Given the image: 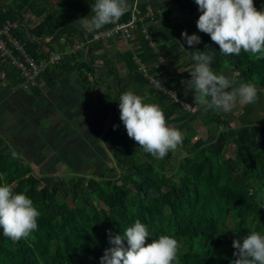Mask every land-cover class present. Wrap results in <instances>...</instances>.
Here are the masks:
<instances>
[{
  "label": "trees",
  "instance_id": "1",
  "mask_svg": "<svg viewBox=\"0 0 264 264\" xmlns=\"http://www.w3.org/2000/svg\"><path fill=\"white\" fill-rule=\"evenodd\" d=\"M140 1L143 11L146 6L153 11V17H146L143 23L149 25L171 71L155 66L157 54L149 47L138 23L130 39L131 47L120 52L125 70L122 73L109 57L104 60L108 44L119 42L107 40L91 42L87 52L85 47L64 56L39 77L50 87L59 73H74L86 94L97 96L96 111L109 112L100 139L113 163L111 176L75 173L73 177L61 175L45 181L34 175L30 164L13 154L0 133V184H9L14 192L26 194L41 213L38 229L27 238L14 241L0 229V264H100L104 250L111 247L109 230L112 235L122 234L136 220L149 229L147 243L162 235L178 241L179 264H232L234 239L242 243L252 231L264 234V125L245 119L247 108L238 115H224L223 111L211 114L207 122L219 127L211 141L186 130L182 145L189 143L190 148L178 159L169 151L159 160L128 137L119 110L122 93L131 91L143 100L147 94L145 103L158 105L166 124L183 130L206 107L186 120L192 110L162 102L159 97L163 94L138 73L133 56L170 88L176 87V94L194 109L200 104L182 81L191 78L197 63L192 59L195 52L213 54L212 70L233 80L236 86L252 83L264 87V59H255L243 50L239 55H223L210 36L198 30L196 21L201 13L195 0ZM253 2L258 10L264 9V0ZM93 3L94 0H0V26L6 21L14 22L12 35L29 55L42 58L44 50L65 51L75 36L84 40L85 34H90L82 21H91ZM160 3L171 7L160 8ZM26 11L30 16L44 17L28 26ZM129 14L130 10L120 21ZM56 30V36L46 41ZM183 31L197 32L201 42L189 47L183 37L179 39ZM98 51L102 52L97 54ZM0 71L5 74L4 88L19 87L18 69L0 58ZM2 82L0 77V86ZM29 90L36 97L41 95L36 86ZM233 120H238L239 125L232 126ZM241 130L245 133L241 134Z\"/></svg>",
  "mask_w": 264,
  "mask_h": 264
},
{
  "label": "clouds",
  "instance_id": "2",
  "mask_svg": "<svg viewBox=\"0 0 264 264\" xmlns=\"http://www.w3.org/2000/svg\"><path fill=\"white\" fill-rule=\"evenodd\" d=\"M195 3L201 13L196 21L198 30L208 34L223 55H239L243 50L255 59H264V9L258 10L253 0H195ZM129 10L128 0H94V16L88 22V31L117 24ZM181 35L189 47L201 42L195 33L189 35L183 31ZM192 59L197 63L190 73L191 79L182 83L192 90L197 104L227 113L237 103L247 105L258 101L256 85L236 86L233 80L212 70L213 54L197 51ZM229 88L233 91H228ZM119 110L128 137L155 159H163L169 151L182 146V132L166 124L158 105L146 104L141 96L128 91L119 97ZM40 215L26 194L14 192L9 184H0V229L6 237L14 241L27 238L38 229ZM148 237L149 229L140 220L122 234L112 235L109 230L111 247L104 250L100 264H179L175 238L162 235L147 243ZM233 248L232 264H264V234L252 231L242 243L234 239Z\"/></svg>",
  "mask_w": 264,
  "mask_h": 264
},
{
  "label": "rangeland",
  "instance_id": "3",
  "mask_svg": "<svg viewBox=\"0 0 264 264\" xmlns=\"http://www.w3.org/2000/svg\"><path fill=\"white\" fill-rule=\"evenodd\" d=\"M160 8H170V4L160 3ZM25 23L28 26H33L40 19L44 17V15L39 18L30 16L29 12H24ZM92 31H90L91 33ZM197 32H189V35ZM50 39V38H49ZM179 39L182 40V36H179ZM78 40L75 36L74 41ZM48 41V38L46 39ZM126 47L124 43L120 42H111L107 46L108 53L105 55L104 60H107L109 57L114 65L121 70V73L124 71L123 60L120 56V52ZM102 52V51H101ZM100 74V73H99ZM98 76V75H97ZM100 76V75H99ZM102 79V78H101ZM4 86H0V133L3 135L8 145L12 144L15 139L12 135L18 136L19 146L28 151V157L26 158L28 164L31 165L34 175L42 177L45 181H52L53 177L67 175L71 176L77 174H83L86 177L89 176H99V172L105 173V176H111L112 171L110 167L113 165L110 157V153L106 150L102 149L104 146L100 147L98 138L95 139L96 131L89 130L87 127H93L90 123H77V116H72L71 111L68 110L67 105H63L61 108L54 109V104L43 101L39 98H33L32 101H28L27 105L25 101H19L23 105L21 108L10 109L5 106L7 105L5 102L9 104V101L2 99V93L4 92ZM172 88V87H171ZM176 91V87L172 88ZM26 92L25 90H22ZM229 91H233L232 88ZM29 92V91H28ZM193 95L192 91H189ZM147 94L145 95V99L143 102H147ZM258 101L254 104L242 105L237 103V106L230 111L229 113L233 115H238L244 109H248L247 114L245 115V119H249L257 125H264V92L258 91ZM160 100L162 102H169V98L166 95H161ZM149 99V98H148ZM68 104V101H67ZM27 105V106H26ZM2 111V112H1ZM54 112V113H53ZM218 111L204 107L201 112H199L195 119L192 120L186 129L180 130L182 134H185L187 131H194L196 133V137L203 138L206 141H211L213 135L216 133L219 128L217 124L214 122L208 123L207 120L211 114L217 113ZM222 114H226L222 112ZM92 115L86 114V116H82V119L92 120ZM59 118L60 121L62 119L66 122L64 125L65 128H68L69 134L73 137V134H77L82 137L87 145H85L86 149L89 147L88 143L91 144L92 152L90 156L88 155L89 150L87 151V155H78L74 151L80 152L84 149L75 148L70 145L69 141L71 138H65L63 127L60 121L56 124L54 121ZM85 120V121H87ZM4 123V124H1ZM232 126H238V120L231 121ZM175 127V126H173ZM64 128V129H65ZM176 128V127H175ZM177 129V128H176ZM179 130V129H178ZM11 133V134H10ZM245 131L241 130V134H244ZM86 137V139H85ZM65 139H69L68 142ZM76 140V139H75ZM72 140V142L78 143L77 141ZM87 140V141H86ZM11 147H13L11 145ZM10 147V148H11ZM190 148V144L182 145L177 148L176 151H172L173 158L178 159L181 155H183ZM232 147L230 146V150ZM84 150V151H85ZM14 155H17L16 152H13ZM18 156V155H17ZM19 157V156H18ZM62 161V162H60ZM71 180V179H70ZM100 207H103L101 203H98Z\"/></svg>",
  "mask_w": 264,
  "mask_h": 264
},
{
  "label": "built area",
  "instance_id": "4",
  "mask_svg": "<svg viewBox=\"0 0 264 264\" xmlns=\"http://www.w3.org/2000/svg\"><path fill=\"white\" fill-rule=\"evenodd\" d=\"M140 2V0H130V14L126 20L120 21L109 27H103L100 30H93L88 34V41L91 43L95 41L114 40L124 43L127 47H131L130 39L139 23L141 24L140 32L148 41L149 47L157 54V63L155 66H162L171 71L168 59L157 48L156 38L151 34L149 25L143 23L146 17H153V11L148 6H146L143 11ZM15 26L16 24L14 22L8 21L0 26V58L7 65L19 70L21 77L19 87L24 90L36 86L37 80L47 68L58 64L64 56H69L84 50L87 45L86 38L84 40H75L65 51L44 50L42 58H34L26 52L24 46L12 35L11 30L15 28ZM181 47L184 48L183 43H181ZM133 60L137 66L138 73L146 79L150 87L166 95L170 102L180 105L183 109L187 111L194 110L193 106L179 97L165 82L149 72V67L140 62L137 56H133ZM4 76V71H0L3 86Z\"/></svg>",
  "mask_w": 264,
  "mask_h": 264
},
{
  "label": "crops",
  "instance_id": "5",
  "mask_svg": "<svg viewBox=\"0 0 264 264\" xmlns=\"http://www.w3.org/2000/svg\"><path fill=\"white\" fill-rule=\"evenodd\" d=\"M82 23L86 27H89L87 19H84ZM98 53H101V51H98L97 54ZM97 62H101V60H97ZM119 71L121 72V70ZM36 88L39 89L40 91L41 95L39 97H36L33 94V92L29 89L25 90L26 92H23L21 91L22 88L20 87L13 88V89L3 88L4 92L2 93V96H3L2 99L9 101V103H11L10 105H12V106H9V104L5 102L7 104L5 106L7 107V109L9 108L10 111H12V109L18 110V108H21L22 107L21 105H23L19 101L21 100L25 101V103L29 105L28 101L29 102L32 101L33 98H39V99H42L43 101L45 100L46 102L54 104V107H53L54 109H56V107L61 108L63 107V105H67L69 108L68 110L71 111V115L77 116V119H76L77 123H84V122L88 123L89 122L90 125L93 126V127L88 126L87 129L96 131V134H94L96 135L95 139L98 138L99 140L98 145L102 147L103 144L101 142L100 137H101L102 132L106 128L109 112H97L96 111L97 96L95 94H86V92L83 90V88L78 83L76 74L59 73L53 85H51L50 87H47L45 85V81L39 78L37 80ZM67 101H68V104H67ZM86 114L92 115L93 117V118L91 117L92 120H87L85 118L82 119V116H86ZM60 119L61 118H59L58 121H60ZM54 121L56 122V124L58 123L57 119L55 120V118H54ZM60 122L61 123L59 124L63 126L61 130L63 129L65 138H71L72 136L69 134L71 131L68 132L69 131L67 130L68 128H65L66 126L64 127V125H66L65 124L66 122H64L63 119ZM1 124H4V123L1 122ZM12 137H14L15 141L11 144L13 147H11L10 144L9 146L11 147L13 152H16L19 157H21L22 159L26 161L27 160L26 158L28 157V151L19 146L20 141L18 140V136L12 135ZM71 139L72 140L76 139L75 141H77L78 139V143L72 142V140H70L69 141L70 145L73 146L74 144L75 148L84 149V150L86 149L85 145L87 144L85 143L82 137L78 136L77 134L76 135L73 134V137ZM65 140L68 142L69 139H65ZM88 146L90 150L87 148V150L85 151L83 150V152L82 151L80 152L74 151V152L76 154L81 153L78 155H87V151L89 150L88 155L90 156L92 152L91 150L92 147H91V144L89 143H88ZM102 149L106 150L105 146Z\"/></svg>",
  "mask_w": 264,
  "mask_h": 264
},
{
  "label": "water",
  "instance_id": "6",
  "mask_svg": "<svg viewBox=\"0 0 264 264\" xmlns=\"http://www.w3.org/2000/svg\"><path fill=\"white\" fill-rule=\"evenodd\" d=\"M57 33H58V30H56V31L54 32V34L51 36L50 39L54 38V37L56 36ZM85 38H86V40H87V45H86V52H87V51L89 50V47H90V42L88 41V38H89L88 34H85ZM86 56H87V55H86ZM257 88H258L259 90L264 89V87H257ZM203 107H204L203 105H200L198 108H195L194 110H192V114H191V116H189L186 120H189L194 114H196L198 111H200ZM168 125H170V124H168ZM170 126H176V125H170Z\"/></svg>",
  "mask_w": 264,
  "mask_h": 264
}]
</instances>
